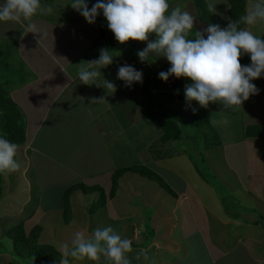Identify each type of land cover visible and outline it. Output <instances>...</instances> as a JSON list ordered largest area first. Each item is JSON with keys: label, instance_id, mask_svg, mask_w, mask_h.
<instances>
[{"label": "rangeland", "instance_id": "rangeland-1", "mask_svg": "<svg viewBox=\"0 0 264 264\" xmlns=\"http://www.w3.org/2000/svg\"><path fill=\"white\" fill-rule=\"evenodd\" d=\"M204 1L207 7L209 2L213 3L215 5L213 14L229 22L227 0ZM71 2L72 0H42L43 5L52 6L51 14H37L31 21L19 23L9 21L3 25V22H0V77H3L2 73L10 70L9 66L6 68L8 63L13 74L21 68L20 62L24 58H20L16 45L18 49L24 48L23 56L28 59L43 55L39 49V42L44 39L43 37L49 40L51 49L58 54L63 55V51L68 49L75 56L80 51L79 55L84 54L81 61H90V57L96 58L94 53H99L101 48L108 46V40L100 37L98 29V22L107 24L102 11L97 16L96 22L89 24L71 7ZM86 2L91 8L96 0H86ZM0 3H3V0H0ZM248 3L249 0H246V8ZM169 4L171 7L179 5L195 17V6L190 0H169ZM29 24L36 26L35 33L31 32L36 36L34 39L32 34L26 31L30 30ZM245 27H249L254 34L264 37V24L245 25ZM12 31L14 32L11 34L2 35L4 32ZM109 35L114 37L110 30ZM149 39L154 40L155 35L152 34ZM117 45V50H112V54L120 57L122 62H130L132 61L130 58L133 57L134 63H140L136 53L146 47V42L130 40L125 44L117 42ZM34 46L39 55L34 54ZM88 46L91 47L90 50ZM141 64L148 78L150 92L154 97L158 96L163 102L160 104L162 110L174 116L180 125V137L161 142L159 139L161 129L154 126L139 108L142 83L125 87V83L117 79V73L108 72L105 68H102L106 73L103 77L116 85V91L108 89L107 93H99L97 98L90 96V101L91 98L101 97L106 100V102L91 103L94 109L101 111L99 115H93L90 110L91 105L87 111L88 102L82 95V100L78 98L80 114H74L69 111L68 106H63L59 114L54 116L51 112H54V107L58 103H52L53 107L49 106L48 115L41 118L42 123H39L41 119H35L41 116L30 118L29 137L34 135V142L32 148L25 151L29 156L28 162L26 161L27 168L25 169L26 163H21L22 159L17 155L15 159L21 165L20 170L14 173L8 172V177L6 174L2 176V186L5 190L0 194V264H29V260L17 255L13 240L5 235V230L18 222H22L26 230L40 225L42 230L39 241L52 244L60 254V244L70 243L75 232L84 231L87 235H91L96 228L111 226L122 238L132 240L133 252L128 255L133 264L141 263L143 257L139 260L135 259L139 249L142 248L133 245L138 241L133 238L130 221L139 219L138 215L141 213L146 221L147 217L153 215V200L151 194H148L149 191H153L152 187L155 190L153 193L156 194H166L167 191L156 181L137 173L126 172L123 175H127V179H132L129 182L123 178V184L118 188L115 196L110 198L108 193L114 170L128 165L145 164L151 169H156L157 173L176 191L182 190L183 185L184 188L186 187V182L182 178L186 180L196 178L197 181L190 180V183L194 185L201 198L211 206L216 207L219 203L220 206L233 208L232 214L238 216L233 219L235 222L244 220L250 223L252 219L260 220L261 216H264V132L260 136L243 137L247 125L259 124L264 130V76L252 81L259 89V94L250 96L241 107L223 110L222 105L209 103L207 107L209 119L216 130L214 134L211 133L210 139L216 136L219 139L218 143L221 144L209 146L204 144L207 148L202 144L201 147L196 148L193 124L190 123V112L186 102L172 101L168 94L162 93L166 90L179 89L174 87L184 88L192 81L188 78H180L175 86H171L170 79L167 82L159 79L158 74L167 71L170 67L166 58L149 57L147 62ZM61 73L67 76L65 71ZM61 73L56 76L51 74L46 79L61 82L64 80L60 78ZM27 77L33 78L32 75H28L21 80L17 79L13 84L18 88L17 99L25 111L33 110L36 101V109L40 112V105L47 106V104L34 100L30 92H28L29 99L23 94L24 90L21 86L28 79ZM46 79L42 81H48ZM9 80L10 86L13 79L9 78ZM76 80L79 81L78 78ZM93 85L84 95L97 94ZM3 88L7 89L5 84ZM68 90L71 93L77 88L72 84ZM44 95L46 91L41 93L40 97ZM37 97L38 95L36 99ZM82 101L86 102L87 106H84ZM37 127V132L33 134ZM203 129L209 134L207 127ZM203 139L202 135L200 140ZM34 148L36 149L33 151ZM176 149L181 153L185 152V155L174 154ZM193 153L194 156L196 155L195 158ZM164 158L174 166H161L159 163H164L165 161H162ZM196 164L202 174L210 180V183L208 182L210 186L203 182L200 173H196ZM140 179L145 182L138 181ZM74 183L98 185L101 190L89 193L83 190L75 191L70 200L69 218L65 221L62 195L63 191ZM102 193L105 197L103 204ZM143 202L148 203L145 205ZM212 219L215 220L214 217ZM261 222L264 226V221ZM137 224L139 233L141 231L145 235L150 233L151 229L145 227L144 230L142 222ZM226 229L233 230L231 226ZM152 235L150 233L143 244L151 240ZM143 240L144 238L139 242ZM156 252L153 251L152 254ZM170 257L171 254L164 250L162 261L159 260V263L167 264ZM69 259L70 264H97L88 260ZM103 261L104 259L101 258L98 264ZM156 263L159 264L158 260Z\"/></svg>", "mask_w": 264, "mask_h": 264}, {"label": "clouds", "instance_id": "clouds-1", "mask_svg": "<svg viewBox=\"0 0 264 264\" xmlns=\"http://www.w3.org/2000/svg\"><path fill=\"white\" fill-rule=\"evenodd\" d=\"M70 5L89 24H94L102 11L107 28L120 44L130 40L146 42V47L136 53L141 63L147 62L149 57L166 58L170 67L158 77L164 82L172 76L177 81L190 79L192 83L184 86L188 107L192 101L204 108L211 102L222 105L223 110H231L241 107L250 96L259 94L252 81L264 76V37L241 25L264 24V0H249L245 14L236 20L228 18L226 28L204 22L208 26L200 30L196 27V16L179 5L171 7L169 0H96L91 8L86 0H72ZM208 9L215 13L213 3L209 2ZM52 12V6L43 5L42 0H3L0 22L31 21L37 14ZM35 27L28 25L30 32L35 33ZM152 34H155L154 40L149 39ZM112 53V50L101 48L97 59L82 61L77 73L80 83L101 87L96 81L103 77L100 70H107L106 67L113 63ZM244 55L250 56V64H241ZM117 79L123 81L125 87H131L143 82V73L124 64L118 68ZM103 85L105 89L116 91V85L104 77ZM103 99L91 98L92 103ZM6 136V133L0 134V174L17 172L21 167L15 159L19 145ZM60 250L59 264H70L69 258L97 264L101 258L106 264H132L128 255L133 252L132 240L122 238L111 226L96 228L91 235L77 231L70 243L60 244ZM141 257L147 260V252L140 250L135 259Z\"/></svg>", "mask_w": 264, "mask_h": 264}, {"label": "crops", "instance_id": "crops-1", "mask_svg": "<svg viewBox=\"0 0 264 264\" xmlns=\"http://www.w3.org/2000/svg\"><path fill=\"white\" fill-rule=\"evenodd\" d=\"M4 23L5 22H3V25ZM26 31L30 32V30ZM13 32L14 31L4 32L2 35L11 34ZM31 34L33 36L32 39H34L36 36L33 35V33ZM43 38L44 39L39 42V49L43 55L34 56L31 59L24 57V48L19 47L18 49V45H16L17 53L20 54V58L23 57L25 59H22L25 62L21 60V68L16 70V74L10 71V75L6 76L7 78L13 79L12 84L9 86V79L4 83L7 87V92L18 104L25 116L26 139L24 144L19 145L17 153L22 159L21 163H26L25 169L27 168V162L29 160V156L25 151L29 150L30 147L32 148L34 142V135L29 137L28 124L30 118L41 116L40 118H35L40 120L46 117L48 115L49 106L53 107L52 103H58V105L54 107V112H51L54 116L59 114L63 106H68L69 111L74 114H80L78 107L79 97L81 100L82 95L86 98L88 102V108L86 109L88 111L89 105L92 103V101H90V96L97 98L99 93L108 92V89L104 88L103 77H101L96 81V84L101 87H97L95 84L93 85L94 89L97 90V94L94 95L89 93L88 96L84 95L85 92L88 93V91L92 89L89 85H85L76 80L78 78L77 73L80 67L79 64L82 62L81 57L84 54L79 55L80 51H78L77 54L73 56V53H70L68 49L63 51V55L61 53L58 54L51 49L48 43L49 40L45 37ZM18 50L20 51L18 52ZM82 50L85 51V49ZM35 53L39 55V52L36 51L34 46V54ZM28 56H30L29 53ZM11 64L13 63L11 62ZM62 71L66 72V77L63 76V73H61ZM100 71L106 74L102 69ZM58 73H61L62 75L60 78L64 79L61 82H56L54 79H46L48 76H51V74L56 76ZM28 75H32L33 78L27 77L28 79L21 88H23V94L26 95L27 99H29L28 92H30L34 100H40V102H45L43 104H47V106L40 105V112L36 109V101L33 110L28 109L25 111L17 99L18 88L17 86H13V84L17 79L21 80ZM44 79L48 81H42ZM72 84L76 86L77 90L70 93L68 88ZM45 91L46 95L41 98L40 94ZM37 95L38 97L36 99ZM76 99H78V101ZM82 102L84 106H87L86 102ZM101 102H106V100L103 99ZM90 107L92 108L90 110L93 112V115L96 116L101 113V111L98 112L99 110L94 109L92 105ZM42 120L43 119H41L39 123H42ZM37 130L38 127L33 131V134H35ZM35 149L36 148H34L33 151ZM40 153L44 155L41 151ZM182 153L180 150L176 149L174 154L185 155V152ZM162 161L165 162H160L159 164L161 166H174L173 164L170 165L171 162H168L165 158ZM192 166L194 167V165ZM153 170L158 172L156 169ZM195 171H197V169H195ZM196 173L198 174L199 172L197 171ZM126 176L127 175H122L119 178L118 188L123 184V178L129 182L130 179H132H127ZM201 178L204 183L209 185L207 180L202 176ZM182 179L186 182V187L184 188L183 185V189L180 191H176L171 187L175 191V195L169 192L166 194L153 193L155 190L152 187L151 190L153 191H149L148 194H151V199L154 201H152L154 205L153 215L150 218L147 217L148 220L146 221V218H144L141 213V215H138L140 216L139 219L130 221V226L133 230V238L138 241V243H134L133 245L137 246L136 248L141 247L142 249H139V251L144 250L147 254L150 253L148 254L147 260L142 259L141 263L138 264H157L156 260H158L159 263V260L162 261L164 250L171 254L167 264H264V226L261 227L256 225V219H252L250 223L244 220H241L242 222L233 221V219L238 218V216L232 214L231 210H233V208L220 206L219 203L216 204V207L209 205L201 198L194 185L190 183V180L192 182L197 181L196 178L192 177V179L189 178L187 180L184 178ZM144 180L140 179L138 181L143 183L145 182ZM74 192L70 195V200H72V196L75 194ZM211 192H213L212 189ZM143 203L147 205L148 202ZM213 217L215 220L212 219ZM226 220H228L230 224ZM138 222H142L144 230L145 227H149L151 229L150 233L153 234V238H151V240L149 239L146 244L143 243L150 233L147 235L143 234L142 231L139 233ZM228 226H231L233 230H227L226 228H228ZM143 238L144 240L139 242V240ZM153 251H157L156 254L153 255ZM133 263L134 262H132V264ZM159 264H162V262Z\"/></svg>", "mask_w": 264, "mask_h": 264}, {"label": "trees", "instance_id": "trees-1", "mask_svg": "<svg viewBox=\"0 0 264 264\" xmlns=\"http://www.w3.org/2000/svg\"><path fill=\"white\" fill-rule=\"evenodd\" d=\"M190 1L195 6V16L198 19H200L201 21L207 24H219L221 28L227 27L229 22L219 18L218 16L210 12L204 0H190ZM227 1L229 4L227 9L228 18L236 20L240 16L245 14L246 0H227ZM241 27H245V25H241ZM98 29L100 31V37L108 40V44H107L108 46H106L105 48L107 49L109 48V50L116 51L118 47L117 41L115 37L111 35L108 36L109 29L107 28V24H102L101 22H98ZM195 30L196 29L194 28L193 34ZM90 49L91 47L89 48V50ZM94 54L96 55V58L90 57L92 60H95L99 57V53H94ZM113 56H114L113 63L110 66L106 67L108 72L117 73L119 66L128 64L143 73L142 95L139 103V108L142 114L146 118H148L154 124V126L162 130V134L159 137L160 141L167 142L172 139H178L181 135L180 125L178 124L174 116L169 115L166 111L162 110L160 104H162L163 102H161V100L158 99V96L154 97L153 94L150 92L148 87V83H149L148 78H146V74L145 71L143 70V66L141 62L134 63L133 62L134 58L132 57L130 58L132 61L124 63L122 62L120 57L115 56V54H113ZM240 62L245 65L250 64L251 63L250 56L248 55L242 56ZM8 66L9 69L11 70L10 63L7 64L6 68ZM10 70L7 73H2L1 75L3 77H0V134L6 133L7 134L6 138L8 140H10L13 143H16L17 145H22L25 143V139H26L25 116L21 108L18 106V104L11 98L7 90L3 88V84L6 83L7 80L9 79V77L7 78L6 76L10 73ZM3 71H6V69H3ZM171 86L173 85L171 84ZM175 88L176 89L179 88L178 93L177 90L176 91L166 90L165 92L162 93L168 94V97L172 99V101H179V102L185 101L184 88H182L181 86L174 87V89ZM152 104L155 107H153ZM193 108L196 109L195 112H193L192 110ZM189 112H190L189 119L191 120L190 123L193 124V129H194L196 148L201 147L202 144L204 148H207L205 145L209 146L210 144L220 145L221 143H218L219 141H217L219 140L218 137L214 136L213 139H210V137L212 136L211 133L213 132L215 133L216 130L212 127L211 121L209 119L208 108L201 107L198 104V102L192 101L191 107H189ZM203 127H207V129H209V134H207V132L204 131ZM263 132L264 130L261 125L250 124L244 128L243 137L248 138V137L260 136L263 134ZM202 135L204 139L200 140ZM202 155L203 154L201 153V156ZM193 157L194 158L196 157V155L194 156V153H193ZM196 168L197 171L201 174V176L205 180H207V182L210 183V180L202 174L201 169L198 168L197 164H196ZM126 172L137 173L149 178L150 180L156 181L167 192L175 195V191L155 170L149 168L145 164H134V165L119 167L114 170L112 174L111 188L108 193V196L110 198H112L116 193L119 178ZM5 174L6 177H8V173ZM2 176L3 174H0V194L5 190L4 186H2L3 183ZM214 188L216 189L215 186ZM79 189L87 193L93 192L95 190H101L100 186L98 185L88 186L84 183H74L69 187H67L63 191V195H62L63 209L65 212V216H64L65 221H68L69 213L71 211L70 195L75 190H79ZM101 196L103 200V202L102 201L101 202L103 204L105 202V197L103 193ZM260 220L264 221V217L261 216ZM260 220L256 221V225L263 226ZM41 230L42 227L40 225H35L29 230H26L23 223L18 222L14 226L5 230V235L13 240L15 252L17 253V255L23 257L24 260L25 259L29 260V264H59V261L61 259V254L59 253V251L52 244L39 241V235ZM104 262L105 261H103L100 264H104Z\"/></svg>", "mask_w": 264, "mask_h": 264}, {"label": "water", "instance_id": "water-1", "mask_svg": "<svg viewBox=\"0 0 264 264\" xmlns=\"http://www.w3.org/2000/svg\"><path fill=\"white\" fill-rule=\"evenodd\" d=\"M208 25L205 24L203 21H201L200 19L196 18V27L198 30L206 28ZM169 79L171 80V84H173V86H175L176 82H177V78H175L174 76L169 77Z\"/></svg>", "mask_w": 264, "mask_h": 264}]
</instances>
